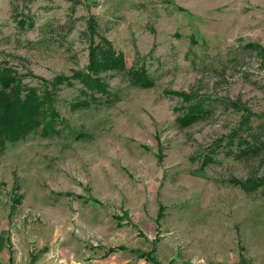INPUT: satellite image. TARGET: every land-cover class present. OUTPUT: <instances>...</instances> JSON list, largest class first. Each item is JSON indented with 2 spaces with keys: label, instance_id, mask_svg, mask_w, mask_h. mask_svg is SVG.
<instances>
[{
  "label": "rangeland",
  "instance_id": "1",
  "mask_svg": "<svg viewBox=\"0 0 264 264\" xmlns=\"http://www.w3.org/2000/svg\"><path fill=\"white\" fill-rule=\"evenodd\" d=\"M90 18L126 62L100 75L107 93L73 75ZM261 48L264 0H0V67L54 106L0 147V264H264V186L234 181L264 179Z\"/></svg>",
  "mask_w": 264,
  "mask_h": 264
},
{
  "label": "trees",
  "instance_id": "2",
  "mask_svg": "<svg viewBox=\"0 0 264 264\" xmlns=\"http://www.w3.org/2000/svg\"><path fill=\"white\" fill-rule=\"evenodd\" d=\"M18 23L22 28L30 27L33 29L35 27L30 18H20ZM85 35L90 41L89 65L87 72L78 70L77 72H74L73 75L87 88L98 89L99 91L107 93L108 86L102 80L100 75L113 70L125 71L127 67L124 56L122 53H118L113 45L100 34L97 22H95L93 18H90L88 21ZM260 53L264 54L263 48L260 49ZM131 73L134 78L133 81H135L136 84L144 88L153 87L154 84L149 79L146 72L136 71V73ZM65 80H68L66 76H57L51 83L52 88L62 85ZM52 93L51 90H47L46 93L44 92L43 96H40L37 89L24 86L22 83V76L15 70L8 67H0V147H3L6 142L15 143L19 141L46 122L54 110ZM171 93L178 97H182L185 103H192L194 98L193 95L183 92ZM184 109H188V111L179 121L182 127H188L206 115L208 116V111L205 110L202 102L190 105L188 108L185 107ZM243 111H245L244 120H248L250 116L254 115V113L250 112L247 108H244ZM46 126L47 128H51L53 127V124L48 122ZM238 132L239 130L233 132L230 136L231 145L234 144V138L236 136L239 137ZM237 144L242 147L244 144L248 145L249 143L247 139L240 138ZM262 145H264V141L262 142ZM260 151L261 146H251L250 148H244L240 153L250 155L251 153H259ZM208 160L211 161V159ZM234 181L236 183H243L245 188L250 191L258 190L264 186V179L262 178H251L246 181L234 179ZM162 213L163 210L161 209L160 215H162ZM125 249L126 248L124 247L112 248L110 249V252L113 253ZM143 257H145V255ZM245 261L246 259L242 257V262Z\"/></svg>",
  "mask_w": 264,
  "mask_h": 264
},
{
  "label": "crops",
  "instance_id": "3",
  "mask_svg": "<svg viewBox=\"0 0 264 264\" xmlns=\"http://www.w3.org/2000/svg\"><path fill=\"white\" fill-rule=\"evenodd\" d=\"M82 199V198H81ZM64 239L65 240H69V236H67V237H65L64 236ZM125 248V247H124ZM112 249V248H111ZM127 249H125V250H123V251H126ZM110 251V250H109ZM110 254H112V253H110ZM149 254L150 253H148V254H141V256H144L145 255V258H147L149 261H151V262H153L154 264H163V263H161L160 261H158L157 260V258L154 256V255H152V258H150V256H149ZM242 260V259H241Z\"/></svg>",
  "mask_w": 264,
  "mask_h": 264
}]
</instances>
